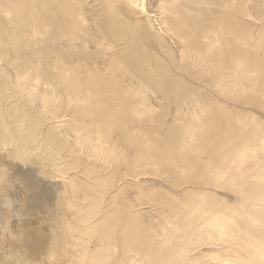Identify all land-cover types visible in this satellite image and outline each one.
<instances>
[{
  "label": "rangeland",
  "instance_id": "obj_1",
  "mask_svg": "<svg viewBox=\"0 0 264 264\" xmlns=\"http://www.w3.org/2000/svg\"><path fill=\"white\" fill-rule=\"evenodd\" d=\"M144 7L0 0V151L56 201L24 264H264V0Z\"/></svg>",
  "mask_w": 264,
  "mask_h": 264
},
{
  "label": "bare ground",
  "instance_id": "obj_2",
  "mask_svg": "<svg viewBox=\"0 0 264 264\" xmlns=\"http://www.w3.org/2000/svg\"><path fill=\"white\" fill-rule=\"evenodd\" d=\"M126 1L131 10L145 13L144 0ZM1 130L2 128L0 135L5 136L8 133L7 129ZM13 140L18 141L17 138ZM17 148L19 149L14 150L17 154L20 152L19 158L13 152L7 153L6 149L2 148L3 150L0 151V233L6 234L0 237V264H12V261L24 264L31 259L41 263L40 257L46 258L44 254H47L45 250L51 238L48 236L50 225L44 222L47 220L49 207L56 202L52 194L50 195V185L45 183L44 185L42 182L52 176L48 173V169L47 173L42 172L40 179L37 180L35 175L39 173V169L34 167V160L31 161L27 157L28 148L23 145H18ZM39 183H42V189ZM52 219L50 224L53 227ZM50 236H54V233ZM21 257L24 259L19 260ZM45 262L47 263L46 260Z\"/></svg>",
  "mask_w": 264,
  "mask_h": 264
},
{
  "label": "clouds",
  "instance_id": "obj_3",
  "mask_svg": "<svg viewBox=\"0 0 264 264\" xmlns=\"http://www.w3.org/2000/svg\"><path fill=\"white\" fill-rule=\"evenodd\" d=\"M4 235H6V234H4V233H0V237H2V236H4Z\"/></svg>",
  "mask_w": 264,
  "mask_h": 264
}]
</instances>
